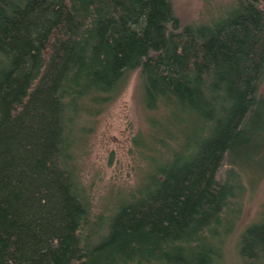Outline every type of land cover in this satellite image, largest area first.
<instances>
[{
    "label": "trees",
    "instance_id": "1",
    "mask_svg": "<svg viewBox=\"0 0 264 264\" xmlns=\"http://www.w3.org/2000/svg\"><path fill=\"white\" fill-rule=\"evenodd\" d=\"M227 1L185 24L173 0H0V264H223L264 178V0ZM135 73L156 166L95 213L79 151ZM261 212L242 264H264Z\"/></svg>",
    "mask_w": 264,
    "mask_h": 264
},
{
    "label": "rangeland",
    "instance_id": "2",
    "mask_svg": "<svg viewBox=\"0 0 264 264\" xmlns=\"http://www.w3.org/2000/svg\"><path fill=\"white\" fill-rule=\"evenodd\" d=\"M173 4L185 24L206 23L228 7L227 0H173ZM138 83L139 74L135 73L121 95L95 118V126L79 151L82 181L90 191L95 213L118 207L135 188H140L141 179L152 174L156 166L145 163L133 143L145 130ZM146 139L144 142L150 144L149 136ZM227 168L225 165L221 173ZM256 179L249 182L254 191L247 193L239 204V223L233 226L234 232L226 241L223 264H242L238 247L240 235L246 226L257 221L264 208V178Z\"/></svg>",
    "mask_w": 264,
    "mask_h": 264
}]
</instances>
